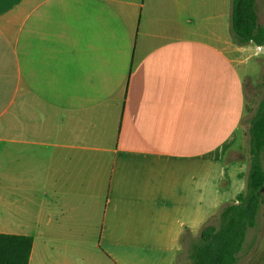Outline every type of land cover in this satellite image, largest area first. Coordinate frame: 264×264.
I'll use <instances>...</instances> for the list:
<instances>
[{
  "label": "crops",
  "instance_id": "crops-1",
  "mask_svg": "<svg viewBox=\"0 0 264 264\" xmlns=\"http://www.w3.org/2000/svg\"><path fill=\"white\" fill-rule=\"evenodd\" d=\"M230 19L231 0H0V189L51 200L38 257L98 216L97 263L175 264L237 195L220 187L245 108Z\"/></svg>",
  "mask_w": 264,
  "mask_h": 264
},
{
  "label": "rangeland",
  "instance_id": "rangeland-1",
  "mask_svg": "<svg viewBox=\"0 0 264 264\" xmlns=\"http://www.w3.org/2000/svg\"><path fill=\"white\" fill-rule=\"evenodd\" d=\"M256 11L258 22L264 26V0H256ZM238 58V70L245 81V108L244 115L241 121V126L238 131L237 142L230 149L223 148L220 158L221 171L223 172L220 187L224 190L230 188L237 189V195L245 190L247 174L250 169V133L249 129L251 121L254 118L257 109L264 100V45L261 50L256 49L254 43L247 44L246 52ZM243 171V172H242ZM229 173L230 182L228 181ZM233 174V176L231 175ZM246 176H245V174ZM0 185L4 186L5 184ZM241 185V188H240ZM243 187V188H242ZM241 189V190H240ZM264 197V187L261 191ZM6 195V192L0 189V233H19L23 231L26 235H31L35 239V249L31 264H99L96 261V256H92L97 251L95 245L99 233V217L92 216L88 218V230L78 232L86 246V256H77L74 252L76 246V236L60 238L56 234L53 244L49 247H43L41 254L37 255L38 244L41 243L40 233L42 235L43 226L38 223V215L41 219L47 217V212H53V207L50 204L51 200L42 199L40 197H23L20 195ZM236 195V196H237ZM236 196L230 201L222 202L218 206L212 208L205 216L198 231L186 239L184 244L180 246V253L175 264H190L189 259V244L193 238L198 236L201 229L207 225H218L219 211L225 205L235 202ZM49 207V208H48ZM59 207L56 209L58 210ZM43 210L40 213V210ZM59 216V214L57 215ZM72 224L79 225L76 220H72ZM19 226H24L23 230ZM49 232H46V235ZM52 233V232H51ZM59 233V232H58ZM83 233V235H80ZM245 246L247 253L243 254L238 264H264V204L258 215V224L254 229L248 230ZM104 264V263H102Z\"/></svg>",
  "mask_w": 264,
  "mask_h": 264
},
{
  "label": "trees",
  "instance_id": "trees-1",
  "mask_svg": "<svg viewBox=\"0 0 264 264\" xmlns=\"http://www.w3.org/2000/svg\"><path fill=\"white\" fill-rule=\"evenodd\" d=\"M230 28L237 45H264V26L258 22L256 0H231ZM250 169L245 190L235 202L219 211L218 225H207L189 244L190 264H238L243 254L248 230L258 224L264 204V100L251 121ZM190 237L182 235L181 244ZM33 238L28 235L0 233V264H28Z\"/></svg>",
  "mask_w": 264,
  "mask_h": 264
},
{
  "label": "built area",
  "instance_id": "built-area-1",
  "mask_svg": "<svg viewBox=\"0 0 264 264\" xmlns=\"http://www.w3.org/2000/svg\"><path fill=\"white\" fill-rule=\"evenodd\" d=\"M257 49H258V50H261V46H258Z\"/></svg>",
  "mask_w": 264,
  "mask_h": 264
}]
</instances>
